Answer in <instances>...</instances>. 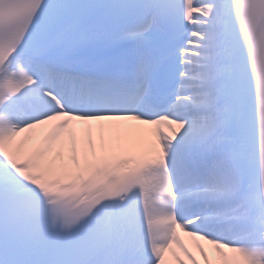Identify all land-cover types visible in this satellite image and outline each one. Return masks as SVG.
Wrapping results in <instances>:
<instances>
[{
	"label": "snow or ice",
	"instance_id": "snow-or-ice-1",
	"mask_svg": "<svg viewBox=\"0 0 264 264\" xmlns=\"http://www.w3.org/2000/svg\"><path fill=\"white\" fill-rule=\"evenodd\" d=\"M0 264H264V0H0Z\"/></svg>",
	"mask_w": 264,
	"mask_h": 264
}]
</instances>
